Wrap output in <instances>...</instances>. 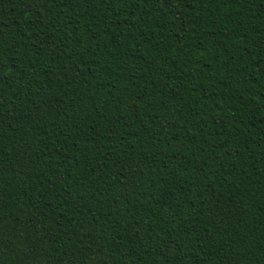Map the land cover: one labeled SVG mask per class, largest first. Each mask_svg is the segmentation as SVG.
Instances as JSON below:
<instances>
[{
	"label": "trees",
	"instance_id": "1",
	"mask_svg": "<svg viewBox=\"0 0 264 264\" xmlns=\"http://www.w3.org/2000/svg\"><path fill=\"white\" fill-rule=\"evenodd\" d=\"M0 264H264V0H0Z\"/></svg>",
	"mask_w": 264,
	"mask_h": 264
}]
</instances>
